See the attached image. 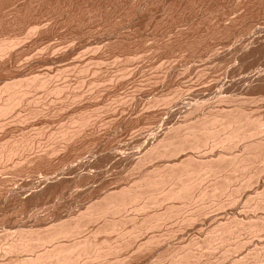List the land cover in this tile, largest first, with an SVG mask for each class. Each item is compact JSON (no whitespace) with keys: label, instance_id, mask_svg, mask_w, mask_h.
I'll use <instances>...</instances> for the list:
<instances>
[{"label":"rangeland","instance_id":"rangeland-1","mask_svg":"<svg viewBox=\"0 0 264 264\" xmlns=\"http://www.w3.org/2000/svg\"><path fill=\"white\" fill-rule=\"evenodd\" d=\"M0 41V46L5 43L2 47L8 46L9 42L13 43H9V45L12 44V46L10 45L11 51L6 49V52H2L4 56L0 55V92L7 85L15 82L23 84V88L24 86L28 88L26 85L29 82V88L26 89L28 92L25 90L27 94L22 98L19 104L20 108L16 106L15 111L12 110L13 112H10L5 118H0V129L2 130V133L0 132V149L2 148L0 150L1 245L5 244L6 246L16 236V233L18 234L19 230L24 229V226L29 227L28 230L36 229L34 231L37 232V229H41V233H45L43 231L47 232L54 224L68 222L71 218H76L77 215L84 213L92 203L99 202L107 192L118 191V189L126 187L128 183L130 184L128 186H131L144 172H150V169L152 171L155 166L168 163L166 160L165 162L156 160L154 164L150 162L138 169L130 162L143 154L146 146L154 139L153 136L156 139V136L162 135L175 122L178 124L184 122L186 125L191 120V124L193 121H197L201 114L226 110L227 112L229 110L236 111L237 108V110H243L246 114L252 115L251 117L262 118L264 125V78H261L264 75V0H0ZM58 72L59 74H57ZM259 77L262 80L256 81ZM49 78L52 80L50 81ZM24 80L25 82H23ZM43 80H46L45 84ZM81 82L85 84L82 86ZM33 83H35L34 86H32ZM21 85L19 84L18 87ZM56 88L57 92H55ZM58 94L59 96H57ZM3 95V99L8 97L6 93ZM37 97L39 99H36ZM189 97L191 98L189 99ZM233 106L237 107L233 109ZM196 107L200 111H195ZM191 108V111L194 110L192 113H190ZM84 118L88 119V123ZM258 134L260 135L258 138L256 135L255 140H260L262 137L264 139V132ZM31 138L33 139L31 140ZM61 140L62 142H60ZM30 142H33L32 146ZM243 145L240 143L236 147H232L231 151L213 150L215 153L209 152V147H207V150L200 151V155L215 154L214 156H216V153L219 154L221 151L220 153H227L225 155L227 158H231L234 156L232 153L237 156L242 154ZM8 149L10 151L16 149V153L14 152L16 155H9ZM229 153L230 155H228ZM4 154L7 156L4 157ZM8 155L11 156V159L8 158ZM263 163L256 162V165L254 164L255 167H253L257 171H255L257 173V177L254 178L255 182L252 179L249 187H242L239 189V193L236 188L247 180L248 172L246 174L239 173L240 176L235 174L238 179L234 180L238 182V185L235 184L236 181L232 180L230 187V189L236 190L235 193L232 191L234 195L223 194L214 203L209 200L204 201V204L195 200L188 204L184 203L185 205L179 201L175 202L173 206L176 205L177 207L174 206V208L177 209L173 210L177 217H172L171 220L163 223V227L152 229L149 232L142 230L143 232L141 231L142 233L139 234V230L138 233L134 231L136 235L139 234L138 236L133 232V234L130 232L132 237H129L130 233H127L128 237L126 233L123 237L121 236V231H130L131 222L121 226L118 232L102 233L104 237L100 234L101 232L98 233L99 235L94 232L99 225L100 227L103 225L102 221L90 223V226L87 224L84 230L88 231L83 230L76 237H89L91 233H94L97 238L92 236L98 242L107 239L112 243L116 241L118 243L126 239L129 243L125 244L127 249L123 248L125 250L122 251V249L121 253L119 251L115 256L120 259L118 263L114 261L116 258L113 257L115 255L113 254L106 256V260L102 258L104 263L101 259V261H91L86 258L80 264H100L101 262V264H105L113 261L115 264H168L174 258L170 256H175V254H171L172 250L177 252L179 247H184L192 242H199L200 247H203L202 249L200 247L193 249L192 246L189 250L202 254L201 260L195 262L197 264H236L238 262H240L238 264H264V228H262L264 208H262L263 211L261 209L253 210L258 202H256L255 194L261 193L264 189ZM258 164L261 166L259 167ZM253 167L250 169L251 172L255 170ZM131 172L132 174H130ZM258 173L260 174L258 175ZM258 178L260 180H256ZM45 179L48 180L46 185L41 182ZM211 181L207 180L204 185L208 187ZM204 185L202 184L200 188H205ZM38 195L40 198L37 197ZM252 195L255 196L252 197ZM32 198L36 200L35 204ZM262 199L264 200V198ZM28 200H31L33 204L28 205ZM231 200L233 202H230ZM257 200L260 199L257 198ZM195 203L200 205L195 206ZM228 203L232 206L230 207ZM201 204L205 207H201ZM166 206H169V203H164L161 208L159 205L156 206L157 208H149L150 211L145 210L140 213L130 208L122 213L121 218L124 216L128 219L130 216V218H135L136 222H140L145 215H152L158 211L163 212ZM199 207L203 208L200 210L201 213L199 212L202 215L197 213ZM248 211H250L249 214ZM133 212L135 214L132 216ZM185 212L188 214L185 215ZM191 213L198 214L199 217L195 216L196 221L190 224L185 221L194 216ZM234 218H237L236 221L239 220V223L244 221L239 224ZM224 221L238 223V226L235 224L237 227L234 226V223L232 225L241 233L236 231L238 236L234 235V230L231 233L232 236L229 234L231 237L227 238L229 241L225 240L227 235H221L227 243L223 240H220L221 242L216 240L219 243L213 241L210 243L208 239L213 237L210 238L208 232L218 226L217 223L223 224ZM239 225H242L241 227L245 228L243 229L245 231H241L242 228ZM252 225L256 227L255 232L254 229H249V226ZM212 232L214 235L215 233L220 234L215 230L210 231L211 234ZM8 233L11 234L10 237ZM207 233L209 237L206 236ZM252 233L256 235H252ZM6 236L7 239H5ZM100 236L102 237L100 238ZM151 237L158 241L147 243ZM216 237L214 236V238ZM100 239L101 241H99ZM69 240L63 241L69 242ZM213 240L215 241V239ZM205 241L209 243L203 244ZM123 242L125 243V240ZM145 243L146 246L144 245L145 247L141 249V252L139 250V253L137 246ZM244 243L245 245H242ZM187 245L185 246L186 250ZM207 245H210V248ZM185 249L182 248L177 253L185 251ZM256 253L258 256H255ZM27 254L18 256L16 253L8 255L2 253L0 254V264H9L10 260L15 262L19 258L32 256L31 253ZM252 256H255V259ZM231 259H234V262Z\"/></svg>","mask_w":264,"mask_h":264},{"label":"bare ground","instance_id":"bare-ground-1","mask_svg":"<svg viewBox=\"0 0 264 264\" xmlns=\"http://www.w3.org/2000/svg\"><path fill=\"white\" fill-rule=\"evenodd\" d=\"M33 29V28H32ZM37 32V31H36ZM3 35V34H2ZM26 36V35H25ZM24 38V37H23ZM22 38V39H23ZM5 39V38H4ZM21 39V40H22ZM16 40V39H15ZM11 41V40H10ZM13 41V40H12ZM23 41V40H22ZM1 42V41H0ZM3 42V41H2ZM19 43V41H17ZM16 42V43H17ZM264 42V41H263ZM9 43H12V42H9ZM9 48L7 45L3 46L4 44H2L0 46V53L2 52H6V49L7 51H9L11 48H10V45L12 46V44H10ZM22 43V42H21ZM24 43V42H23ZM21 46V45H20ZM9 49V50H8ZM15 49V48H14ZM11 51V50H10ZM0 55H3L0 54ZM4 56V55H3ZM7 57V56H6ZM1 60V59H0ZM9 60V59H7ZM57 61V60H56ZM3 62V61H1ZM89 67V66H88ZM85 69V68H84ZM7 70V69H6ZM59 71V70H58ZM77 72V71H76ZM89 72V71H88ZM94 73V72H93ZM59 74V72L57 73ZM80 74V73H79ZM47 75V74H45ZM64 75V73H63ZM96 75V74H95ZM94 75V76H95ZM31 76V75H30ZM57 76V75H56ZM61 77V75H58V77ZM41 77V76H40ZM45 77V76H44ZM43 77V78H44ZM20 78V77H19ZM261 78L263 79L264 78V75L263 77L261 76ZM259 77V79L257 78L256 81H260L261 79ZM37 79V78H36ZM50 79V78H49ZM58 79V78H57ZM261 79V80H262ZM19 81V79H16ZM31 80V79H30ZM35 80V79H34ZM39 80V79H38ZM48 80V79H47ZM52 80V78L50 79V81ZM81 80V79H80ZM79 80V81H80ZM12 81V80H11ZM10 81V82H11ZM22 81V80H21ZM29 81V80H28ZM27 81V82H28ZM44 81V80H43ZM46 81V80H45ZM45 81H44V84H45ZM54 81V80H53ZM99 81V80H98ZM112 81V79H111ZM15 82V81H14ZM13 82V83H14ZM25 82V80L23 81ZM31 82V81H30ZM83 82V81H82ZM81 82V83H82ZM8 83V81H7ZM12 83V82H11ZM98 83V82H97ZM9 84V83H8ZM15 84H18V83H14V84H11V85H7L1 92H0V118L4 117L6 115H8L10 112H13L12 110H14V108L17 106H19L22 98L27 94L25 93V90L29 88V82L27 83L26 87L28 88H23V84L21 85V83H19L21 86L18 85H15ZM31 84V83H30ZM35 83L32 84V86H34ZM43 84V83H41ZM49 84V83H48ZM74 84V83H73ZM79 84V83H78ZM77 84V85H78ZM85 83H82V86L84 85ZM93 84V83H91ZM40 85V84H39ZM95 85V84H94ZM92 85V86H94ZM49 86V85H48ZM51 86V85H50ZM54 86V85H53ZM67 86V85H66ZM71 86V85H70ZM80 86V85H79ZM227 86V85H226ZM41 87V86H40ZM246 87V86H245ZM3 88V87H2ZM1 88V89H2ZM44 88V87H43ZM48 88V87H46ZM54 88V87H53ZM70 88V87H69ZM68 88V89H69ZM76 88V87H74ZM73 88V89H74ZM226 88V87H225ZM22 89H24L22 91ZM34 89V88H33ZM37 89V88H36ZM39 89V87H38ZM90 89V88H89ZM231 89V88H230ZM30 90V89H29ZM40 90V89H39ZM38 90V91H39ZM43 90V89H42ZM57 92V88L55 89ZM59 90V89H58ZM87 90V89H86ZM85 90V91H86ZM215 90V88H214ZM27 91V90H26ZM61 91V90H60ZM63 91V90H62ZM65 91V89H64ZM68 91V90H67ZM76 91V90H75ZM192 91V90H191ZM220 91V90H219ZM230 90L228 89V92ZM28 92V91H27ZM46 92V91H45ZM80 92V90H79ZM217 92V91H216ZM8 95V97L6 99H3L2 96H4L3 94ZM30 93V92H29ZM35 93V92H34ZM38 93V92H37ZM52 93V92H51ZM54 93V92H53ZM60 93V92H58ZM75 93V92H74ZM181 93V92H180ZM264 93V92H263ZM72 94V93H71ZM80 94V93H79ZM176 94V93H175ZM179 94V92H178ZM188 94V93H186ZM218 94V93H217ZM35 95V94H34ZM47 95V94H45ZM50 95V94H49ZM202 95V93H201ZM30 96V95H29ZM28 96V97H29ZM32 96V95H31ZM54 96V95H53ZM59 96V94L57 95ZM60 96H62V94H60ZM66 96V95H65ZM192 96V95H191ZM195 96V95H194ZM222 96V94H221ZM27 97V96H26ZM25 97V98H26ZM41 98V96H39ZM49 97V96H47ZM52 97V96H50ZM56 97V96H55ZM69 97V96H68ZM73 97V96H72ZM174 97V96H173ZM185 97V96H184ZM196 97V96H195ZM172 98V97H171ZM170 98V99H171ZM191 97H189L190 99ZM199 98V97H198ZM197 98V99H198ZM36 99H39L38 97ZM54 99V98H53ZM168 99V98H167ZM179 99V98H178ZM225 99V98H224ZM33 100V99H32ZM48 100V99H47ZM82 100V99H80ZM158 100V99H157ZM165 100V99H164ZM169 100V99H168ZM175 100V99H174ZM264 100V99H263ZM37 101V100H36ZM41 101V100H39ZM45 101V99H44ZM55 101V100H54ZM65 101V100H64ZM71 101V100H70ZM76 101V100H75ZM78 101V100H77ZM162 101V100H161ZM167 101V100H166ZM173 101V100H172ZM191 101V100H190ZM194 101V100H193ZM256 101V100H255ZM32 102V101H31ZM52 102V101H51ZM62 102V101H61ZM170 102V100H169ZM168 102V103H169ZM182 102V101H181ZM184 102V101H183ZM192 102V101H191ZM222 102V101H221ZM228 102V101H227ZM233 102V101H232ZM235 102V101H234ZM41 103V102H40ZM56 103V102H54ZM71 103V102H70ZM158 103V102H156ZM164 103V102H163ZM167 103V104H168ZM189 103V102H188ZM246 103V102H245ZM30 104V103H29ZM51 104V103H50ZM60 104V103H59ZM162 104V103H161ZM182 104V103H180ZM185 104V102L183 103ZM221 104V103H220ZM227 104V103H226ZM237 104V103H236ZM23 105V104H22ZM153 105V104H152ZM155 105V104H154ZM160 105V104H159ZM222 105V104H221ZM239 105V104H238ZM243 105H244V101H243ZM246 105V104H245ZM27 106V105H26ZM231 106V105H230ZM247 106V105H246ZM198 107V106H197ZM195 109V111H200L199 108ZM217 107V106H216ZM237 107V106H235ZM233 106V109L235 108ZM240 107H241V104H240ZM244 107V106H243ZM20 108V106L18 107ZM37 108V107H36ZM56 108V107H55ZM66 108V107H65ZM225 108V107H224ZM239 108V107H238ZM27 109V108H26ZM52 109V108H51ZM213 109V108H212ZM229 109V108H228ZM240 109V108H239ZM19 110V109H18ZM45 110V108H44ZM192 110V108L190 109V111ZM203 110V109H201ZM207 110V109H206ZM209 110V109H208ZM207 110V111H208ZM222 110V109H221ZM226 110V109H225ZM232 110V109H231ZM245 110V109H244ZM249 110V109H248ZM251 110V109H250ZM15 111V110H14ZM22 111V110H21ZM39 111V110H38ZM67 111V110H66ZM88 111V110H87ZM194 111V110H193ZM193 111H191L190 113H192ZM210 111V110H209ZM220 111V110H219ZM254 111V110H253ZM41 112V111H40ZM57 112V111H56ZM75 112V111H74ZM203 112V111H202ZM211 112V111H210ZM27 113V112H26ZM35 113V112H34ZM93 113V112H92ZM95 113V112H94ZM170 113H173L170 111ZM195 113V112H194ZM205 113V111H204ZM258 113V112H257ZM38 114V113H37ZM200 114V112H199ZM253 114V112H252ZM36 115V114H35ZM58 115V114H56ZM76 115V113H75ZM74 115V116H75ZM190 115V114H189ZM260 115V114H259ZM18 116V115H17ZM32 116V115H31ZM41 116V115H40ZM84 116V115H83ZM99 116V115H98ZM170 116V115H169ZM172 116V114H171ZM199 116V115H197ZM196 116V117H197ZM252 115H249V114H246V112H244L243 110H237L236 108V111H230L227 112L226 111H221V112H212V113H209V114H201V117H198V120L196 121H193L191 124V120L189 121V123H187L186 125H184V122L182 124H178V122H175V124L173 126H171V128H168V130L166 132H164L162 135L160 134L158 137L156 136V139H155V136L152 142H149V145L146 146V148L144 149V152L141 156H138L137 158H134L132 160V162H130L131 164H133L136 168L139 169V167H142L143 165L147 164V163H152L154 164V161L156 162V160H162L165 162V160L168 162V163H164L163 165L160 164V165H157V166H153L154 169L151 171L150 169V172L149 171H146L144 172V174H141L140 177L138 178V181L136 180L135 183H132L131 186H127L124 187V188H121L120 190L118 189L115 190V191H111L110 193H106V195L102 196L103 198L99 201V202H95V203H92L91 205L88 206V208H86L85 212L80 215H77L76 218L73 217V219L71 218V220H69L68 222L67 221H63V222H60L58 224H54L53 226L50 227V230L46 229V231H43L45 233H41V229L38 230L37 229V232L32 230V229H29L26 228L24 226V229H21L18 231V234L16 233V236H14L10 242L5 246V244L1 245L0 243V254L4 253V255H8V254H12V253H16L18 254V256L20 254H26L28 253L27 255H29V253H31V257H26V258H19L17 259L15 262L9 261V264H80L82 263L81 261H85L84 259H91L94 260V261H101L102 258L105 259L106 256H109V255H113V257H115L118 252L120 251L121 253V250L123 248L126 247L127 242L128 240L124 239L125 240V243L123 242L124 240H122L121 242H118L116 243H112L110 242V240H107L104 238H102L104 241H101V239L99 241L101 242H98L95 240V237L97 235H99L98 233H100L102 235V233H105L107 234L108 232L109 233H114L115 231H119L120 227L123 225L125 226V224L127 222H130L132 223V226H131V229L130 231L128 230H123V232L121 231V236L123 237L124 234L126 233V236L128 237V234L131 232H133L135 234L138 233L137 231L139 230V234L140 232L143 230H146L145 232H149V231H152V229H157V228H161V226L163 227L164 226V222L165 221H169L171 220V218L175 217L177 214L175 212L174 214V210L173 209H177V208H174V205L173 206V203L175 204V202H182L183 204L184 203H187L188 202H192V201H198L199 203H203L204 201H213V203L215 202V200L222 196L223 194H226V193H231V196L234 195V193L236 192V190L234 189H230V187L232 186V180H234L237 175L235 174H238L240 176V174L248 172V175H246V181L243 182V185L240 184L239 187H237V192L239 191V189H241L242 187H249V184L252 183V181L254 180L256 176V169L254 168V164L256 165V162H259L261 164V162L263 163L264 162V139H258V140H255L256 138V135H257V138L260 134L258 133H262L264 132V125L262 123V120L260 118H255L254 117H251ZM36 117V116H35ZM85 117V116H84ZM87 117V116H86ZM259 117V116H258ZM10 118V117H9ZM8 118V119H9ZM33 118V117H32ZM14 119V118H13ZM17 118H15L14 120H16ZM53 119V118H52ZM68 119V118H67ZM85 119V118H84ZM197 119V118H195ZM13 120V121H14ZM21 120V119H20ZM34 120V119H33ZM40 120V119H39ZM46 120V119H44ZM86 120V119H85ZM88 120V119H87ZM86 120V122H87ZM22 121V120H21ZM51 121V120H50ZM79 121V120H78ZM90 121V120H89ZM11 122V121H10ZM35 122V121H34ZM59 122V121H58ZM82 122V121H81ZM85 122V121H83ZM92 122V121H91ZM75 123V122H74ZM88 123V122H87ZM87 123H83V124H87ZM177 123V124H176ZM4 124V123H3ZM21 124V123H20ZM64 124V123H63ZM82 124V125H83ZM73 125V124H72ZM25 126V125H24ZM29 126V125H28ZM84 126V125H83ZM81 126V127H83ZM94 126V125H93ZM5 127V126H4ZM10 127V126H8ZM21 127V125H20ZM43 127V126H42ZM72 127V126H71ZM75 127V126H74ZM80 127V126H79ZM3 128V127H1ZM7 128V127H5ZM37 128V127H36ZM50 128V127H49ZM14 129V128H13ZM60 129V128H58ZM81 129V128H80ZM84 129V128H83ZM69 130V129H68ZM4 131V130H3ZM84 131V130H83ZM0 132L2 133V130L0 129ZM45 132V131H44ZM58 132V131H57ZM60 132V131H59ZM72 132V131H71ZM91 132V131H90ZM46 133V132H45ZM64 133V132H63ZM66 133V131H65ZM64 133V134H65ZM73 133V132H72ZM35 134H37L35 132ZM49 134V133H48ZM75 134H80V133H75ZM53 135V134H52ZM51 135V137H52ZM60 135V133H59ZM11 136V135H10ZM29 136V135H28ZM34 136V135H33ZM50 136V135H49ZM26 137V136H24ZM37 137V136H36ZM57 137L58 134H57ZM61 137V136H60ZM67 137V135H66ZM7 138V137H6ZM38 138V137H37ZM254 138V139H253ZM260 138V137H259ZM33 138H31L32 140ZM60 139V138H59ZM71 139V138H70ZM73 139V138H72ZM11 140V139H10ZM18 140V139H17ZM22 140V138H21ZM42 140V139H41ZM7 141V140H6ZM12 141V140H11ZM52 141V140H51ZM13 142V141H12ZM21 142V141H19ZM27 142V141H26ZM25 142V143H26ZM34 142V141H33ZM32 142V143H33ZM56 142V140H55ZM62 142V140L60 141ZM66 142V141H65ZM22 143V142H21ZM31 143V142H30ZM32 143H31V146H32ZM43 143V142H42ZM48 143V142H47ZM72 143V142H71ZM244 144L243 145V150H242V154L238 156L234 153H232L234 156H232L231 154V158H227L225 155L227 154H223V153H216L217 155L214 156V155H200V151L202 149H206L207 150V147H209V152H214L213 150H216V149H221L223 150V152L225 150H232L231 148L232 147H236L238 144ZM13 144V143H11ZM19 144V143H18ZM8 145V144H6ZM17 145V144H16ZM15 145V146H16ZM61 145V144H60ZM3 146V145H2ZM5 146V144H4ZM34 146V144H33ZM47 146V145H45ZM26 147V146H25ZM50 147V146H49ZM60 147V146H59ZM239 147V146H238ZM242 147V146H241ZM240 147V148H241ZM4 148V147H3ZM7 148V147H6ZM5 148V149H6ZM14 148V147H13ZM17 148V147H16ZM39 148V146H38ZM51 148V147H50ZM53 148V146H52ZM2 149V148H1ZM0 149V150H1ZM18 149V148H17ZM23 149V148H22ZM69 149V148H68ZM211 149V150H210ZM237 149V148H236ZM9 150V149H8ZM16 151V149H14ZM15 151H10L9 150V155L13 154V155H16L14 154ZM49 151V150H48ZM58 151V150H57ZM235 151V150H234ZM3 152V151H2ZM28 152V151H27ZM202 152V151H201ZM218 152V151H217ZM233 152V151H232ZM238 152V151H236ZM16 153V152H15ZM25 153V152H24ZM35 153V152H34ZM47 153V152H46ZM53 153H55L53 151ZM57 153V152H56ZM61 153V152H60ZM215 153V152H214ZM18 154V152H17ZM37 154V153H36ZM43 154V153H42ZM202 154V153H201ZM207 154V153H206ZM210 154V153H209ZM8 155V158H10L11 156ZM21 155V153H20ZM56 155V154H55ZM59 155V154H58ZM230 155V153L228 154ZM236 155V156H235ZM7 156L6 154H4V157ZM18 156V155H17ZM54 156V155H53ZM184 156V157H183ZM23 157V156H22ZM21 157V158H22ZM32 157V156H31ZM3 158V156H2ZM1 158V159H2ZM7 158V159H8ZM34 158V157H33ZM48 158V157H47ZM97 158V157H96ZM11 159V158H10ZM46 159V158H45ZM74 159V158H73ZM5 160V159H3ZM2 160V161H3ZM20 160V159H19ZM28 160V159H27ZM49 160V159H48ZM103 160V159H102ZM170 160V162H169ZM1 161V160H0ZM11 161V160H10ZM9 161V163H10ZM13 161V160H12ZM35 161V160H34ZM27 162V161H26ZM8 163V164H9ZM41 163V162H40ZM83 163V162H82ZM2 164V163H1ZM24 164V163H23ZM31 164V163H30ZM34 164V163H33ZM32 164V165H33ZM65 164V163H63ZM151 164V165H152ZM264 164V163H263ZM12 165V164H11ZM26 165V164H25ZM62 165V164H61ZM71 165V164H70ZM130 165V164H129ZM150 165V166H151ZM18 166V164H17ZM60 166V165H59ZM148 166V165H147ZM254 166V167H253ZM259 166V164H258ZM261 166V165H260ZM259 166V167H260ZM3 167V166H2ZM79 167V166H78ZM149 167V166H148ZM252 167L255 169L254 172H251L250 169H252ZM6 168V167H5ZM19 168V166H18ZM48 168V167H47ZM147 168V167H146ZM152 168V167H151ZM257 168V167H256ZM68 169V168H67ZM87 169V168H86ZM5 170V169H4ZM62 170V169H61ZM134 170V169H133ZM145 170V168H144ZM16 171V170H15ZM30 171V170H29ZM256 171V172H255ZM262 171V169H261ZM260 171V173H261ZM6 172V170H5ZM4 172V173H5ZM259 172V170H258ZM264 172V171H263ZM3 173V172H2ZM14 173V172H13ZM19 173V172H18ZM42 173V172H41ZM56 173V172H55ZM72 173V172H71ZM140 173V172H139ZM240 173V174H239ZM258 173V175L260 174ZM30 174V173H29ZM60 174V173H59ZM132 174V172L130 173ZM263 174V173H262ZM20 175V174H19ZM2 176V175H1ZM245 176V175H244ZM261 176V175H260ZM14 177V176H13ZM22 177V176H21ZM25 177V176H24ZM2 178V177H1ZM29 178V177H28ZM61 178V177H60ZM75 179V178H74ZM131 179V178H130ZM238 179V178H236ZM253 179V180H252ZM9 180V179H8ZM78 180V179H76ZM207 180H212L211 183L208 184V187L205 186L204 182H206ZM252 180V181H251ZM256 180H260L259 178L256 179ZM236 181V180H234ZM239 181V180H238ZM43 184H47L48 183V180L45 179V180H42L41 181ZM209 182V181H208ZM241 182V181H239ZM255 182V180H254ZM10 183V182H9ZM50 183V182H49ZM56 183V182H55ZM131 183V182H130ZM237 183L238 185V182L236 181L235 184ZM257 183V182H256ZM264 183V182H263ZM57 184V183H56ZM73 184V183H72ZM71 184V185H72ZM204 185L205 188H200L201 185ZM233 183V185H235ZM7 185V184H5ZM130 185V184H129ZM236 186V185H235ZM251 186V185H250ZM43 187V186H42ZM50 187V186H49ZM24 188V187H23ZM29 188V187H28ZM59 188V187H58ZM253 188V187H252ZM263 188H264V184H263ZM1 189V188H0ZM10 189V188H9ZM22 189V188H21ZM45 189V188H44ZM259 189V188H258ZM19 190V189H18ZM230 190V192H229ZM244 190V189H243ZM234 191V193L232 192ZM241 191V190H240ZM252 191V190H251ZM245 192V191H244ZM4 193V192H3ZM38 193V192H37ZM239 193V192H238ZM241 193V192H240ZM237 194V193H236ZM243 194V193H242ZM254 194V193H253ZM27 195V194H26ZM35 195V194H34ZM257 198H259L260 200H257L256 198V202L260 201L259 203L257 202L256 206L254 207L255 209L253 210H262V208H264V200L262 198H264V189L261 191V193H256L255 194ZM254 195V196H255ZM28 196V195H27ZM32 196V195H31ZM230 196V197H231ZM252 195V197H254ZM39 197V195L37 196ZM37 197H35V199H37ZM42 197V196H41ZM247 197V196H245ZM251 197V198H252ZM34 198V197H33ZM32 198V200H33ZM40 198V197H39ZM241 198V197H240ZM231 199V198H230ZM39 200V199H38ZM94 200V199H93ZM219 200V198H218ZM235 200V199H233ZM247 200H251V199H247ZM255 200V199H254ZM29 201V200H28ZM31 201V200H30ZM30 201L28 202V205H32V201L30 203ZM35 201V202H34ZM206 201V202H207ZM237 201V200H236ZM245 201V200H244ZM253 201V200H251ZM262 201V202H261ZM27 202V201H26ZM25 202V204H26ZM34 204L36 203V200H33ZM230 202H233L232 200ZM254 202V201H253ZM255 202V203H256ZM164 203H169V206H166L165 209H163L164 211L163 212H155L153 213L152 215H145V217L143 218L142 221H138L136 222L133 218H124V216L121 218V215L122 213H125L126 211H128V209L132 208L134 209L135 211L137 212H142V211H145V210H149V208L151 207H156V206H159L160 205V208H161V205H163ZM171 203V205H170ZM205 203V202H204ZM203 203V204H204ZM218 203V202H217ZM236 203V202H235ZM240 203V202H239ZM248 203V202H247ZM250 203V202H249ZM196 204V203H195ZM212 204V203H211ZM229 204V203H228ZM233 204V203H232ZM238 204V203H236ZM1 205V204H0ZM185 205V204H184ZM191 205H194V203ZM200 205V204H199ZM199 205H195V206H199ZM210 205V204H208ZM217 205V204H215ZM230 205V204H229ZM228 205V206H229ZM247 205V204H246ZM245 205V206H246ZM250 205V204H249ZM255 205V204H254ZM65 206V205H64ZM187 206V207H186ZM185 207L188 208V205H186ZM190 206V204H189ZM204 206V205H203ZM202 204H201V207H203ZM212 206V205H211ZM214 206V205H213ZM226 206V205H225ZM232 205H230L231 207ZM237 206V205H236ZM243 206V205H242ZM251 206V205H250ZM248 206V207H250ZM48 207V206H47ZM177 207V206H176ZM205 207V206H204ZM203 207V208H204ZM208 207V206H207ZM238 207V206H237ZM240 207V206H239ZM244 207V206H243ZM247 207V208H248ZM251 207V208H253ZM17 208V207H16ZM24 208V207H23ZM29 208V207H28ZM157 208V207H156ZM160 208H158V210H160ZM182 208V206H181ZM203 208H200L199 207V211L197 212L199 214L200 210H202ZM217 208V207H216ZM60 209V208H59ZM71 209V208H70ZM131 209V210H132ZM154 209V208H152ZM151 209V210H152ZM206 209V208H205ZM180 210V209H179ZM178 210V211H179ZM188 210V209H187ZM198 210V209H197ZM228 210V209H227ZM245 210V209H244ZM249 210V209H248ZM17 211V210H16ZM32 211V210H31ZM83 211V210H82ZM150 211V210H149ZM154 211V210H153ZM185 211V210H184ZM213 211V210H212ZM252 211V210H251ZM257 211V210H256ZM263 211V210H262ZM30 212V211H29ZM70 212V211H69ZM131 212V211H129ZM191 212V211H190ZM244 212V211H243ZM250 211H248V214H249ZM41 213V212H40ZM144 213V212H143ZM178 213V212H177ZM180 213V212H179ZM182 213V212H181ZM194 213V212H193ZM191 213V214H193ZM201 213V212H200ZM205 213V212H203ZM208 213V212H207ZM254 213V212H253ZM252 213V214H253ZM258 213V212H257ZM255 213V214H257ZM17 214V213H16ZM38 214V213H37ZM74 214V213H73ZM79 214V213H77ZM132 214V213H131ZM135 213L133 212L132 216L134 215ZM184 214V213H183ZM188 214V213H187ZM186 212H185V215H187ZM196 214V213H195ZM194 215V216H191L189 219H187L186 217V221L185 222H193V221H196V217L198 218L199 215H202V214H199V215ZM231 214V213H230ZM241 214V213H240ZM262 214V213H261ZM49 215V214H48ZM125 215V214H124ZM184 215V216H185ZM217 215V214H216ZM247 215V214H246ZM254 215V214H253ZM30 216V215H29ZM67 216V215H66ZM120 216V217H119ZM128 216V215H127ZM140 216H143L140 214ZM183 216V217H184ZM196 216V217H195ZM213 216V215H212ZM230 216V215H229ZM245 216V214H244ZM16 217V216H14ZM58 217V216H57ZM126 217V216H125ZM177 217V216H176ZM195 217V218H194ZM209 217V216H208ZM217 217V216H216ZM236 217V216H235ZM251 217V216H250ZM10 218V217H9ZM37 218V217H36ZM137 218V217H136ZM242 218V217H241ZM262 218V217H261ZM60 219V218H59ZM69 219V218H68ZM139 219V218H138ZM203 219V218H202ZM205 219V218H204ZM211 219V218H210ZM237 219V218H236ZM236 219L234 218V220L236 221ZM2 220V219H1ZM19 220V219H18ZM25 220V219H24ZM141 220V219H140ZM174 220V219H172ZM207 220V219H205ZM215 220V219H214ZM218 220V219H217ZM232 219V221H234ZM257 220V219H256ZM261 220V219H260ZM3 221V220H2ZM58 221V219H57ZM103 222L100 227L96 228V230L94 231V233L92 234L91 233V236L92 238H90L91 236H87V237H84V238H81V236L78 238L76 237L77 235L81 234L84 230V228L87 226V224L89 225L90 223H96V222ZM177 221V220H176ZM232 221H228L227 223L224 221V223L222 224H218V226L214 227L215 228H212L210 229V231H214L215 232H219L220 234H216L215 235L213 234L214 232H212V234L216 237L214 238V236L210 233V231L207 233V237L210 236L213 237L212 239H208V241L211 243L212 241L215 243H219L218 241L220 240H223V241H227L229 239V237L232 236V232L235 230V232L233 233L234 235L236 234V228L239 223V220L236 221L238 222L236 224V222H232ZM244 221V220H242ZM242 221H240L241 223L239 224H242ZM21 222V221H20ZM34 222V221H33ZM46 222V221H45ZM178 222V221H177ZM230 222V223H229ZM232 222V223H231ZM54 223V222H53ZM52 223V224H53ZM166 223V222H165ZM181 223V222H180ZM201 223V222H200ZM234 223V226L232 225ZM246 223V222H245ZM264 223V222H263ZM21 224V223H20ZM163 224V225H162ZM168 224V223H167ZM175 224V223H174ZM185 224V223H184ZM194 224V223H193ZM206 224V223H205ZM216 224V225H217ZM237 226H236V225ZM244 224V223H243ZM28 225V224H26ZM39 225V224H38ZM172 225V224H171ZM176 225V224H175ZM259 225V224H258ZM19 226V225H18ZM90 226V225H89ZM98 226V225H97ZM128 226V225H127ZM240 227L242 225H239ZM244 227H246L245 225H243ZM256 226V225H255ZM12 227V226H11ZM94 227V226H93ZM129 227V226H128ZM170 227V226H169ZM175 227V226H174ZM14 228V227H13ZM37 228V227H36ZM39 228V227H38ZM182 228V227H181ZM185 228V227H184ZM190 228V227H189ZM197 228V227H196ZM235 228V229H234ZM239 228V227H238ZM237 228V229H238ZM242 228V227H241ZM251 228V230L254 229V232L256 230V227H254L253 225L250 227L249 226V229ZM260 228V227H259ZM264 228V225L263 227ZM11 229V228H10ZM88 229V228H86ZM188 229V228H187ZM207 229V228H206ZM214 229V230H213ZM245 229V228H242L241 231ZM258 229V228H257ZM91 230V229H89ZM164 230V229H163ZM179 230V229H178ZM200 230V228H199ZM240 230V229H239ZM247 230V229H246ZM9 231V230H8ZM7 231V232H8ZM11 231V230H10ZM14 231V230H12ZM17 231V230H16ZM15 231V232H16ZM40 233H39V232ZM85 231V230H84ZM88 231V230H87ZM85 231V232H87ZM135 231V232H134ZM142 231V232H143ZM202 231H204V229H202ZM245 231V230H243ZM250 231V230H249ZM258 231V230H257ZM141 232V233H142ZM171 232V231H170ZM181 232V231H180ZM185 232V231H184ZM240 232V231H238ZM237 232V234H238ZM252 232V231H251ZM250 232V233H251ZM128 233V234H127ZM129 234V237L131 236L132 237V234ZM241 233V232H240ZM258 233V232H257ZM14 234V233H12ZM90 234V232H89ZM88 234V235H89ZM139 234H135L136 236H138ZM150 234V233H149ZM178 234V233H177ZM182 234V233H181ZM231 234V236L229 235ZM236 234V235H237ZM243 234V233H242ZM255 234V233H252V235ZM262 234V233H261ZM260 234V235H261ZM6 235V234H5ZM4 235V236H5ZM11 235L8 233V236ZM83 235V234H82ZM85 235V234H84ZM104 235V234H103ZM102 235V236H103ZM147 235V234H146ZM160 235V234H159ZM176 235V234H175ZM209 235V236H208ZM225 236V240L222 238V236ZM256 235V234H255ZM100 236V238L102 237ZM118 236V235H117ZM120 236V235H119ZM134 236V235H133ZM135 236V238H136ZM143 236V235H142ZM151 236V235H150ZM149 236V237H150ZM157 236V235H156ZM204 236V235H203ZM221 236V237H220ZM238 236V235H237ZM10 237V236H9ZM12 237V236H11ZM104 237V236H103ZM112 237V235H111ZM192 237V236H191ZM199 237V236H198ZM241 237V236H240ZM246 237V235H245ZM254 237V236H253ZM97 238V237H96ZM107 238V237H106ZM110 238V237H109ZM116 238V236H115ZM114 238V239H115ZM190 238V237H189ZM194 238V237H193ZM192 238V239H193ZM197 238V237H196ZM218 238V239H217ZM228 238V239H227ZM7 239V236L6 238ZM69 239H72L71 241ZM123 239V238H122ZM137 239V238H136ZM155 239V240H154ZM161 239V238H160ZM166 239V238H165ZM174 239V238H173ZM195 239V238H194ZM207 238L205 237V240ZM215 239V241L213 240ZM241 239V238H240ZM243 239V238H242ZM255 239V238H254ZM65 240H69V242H64ZM121 240V239H119ZM133 240V238H132ZM138 240V239H137ZM157 239L156 238H149L147 240V243L150 241V242H154L156 241ZM171 240V239H170ZM176 240V239H175ZM218 240V241H216ZM239 240V239H238ZM245 240V239H244ZM248 240V239H247ZM252 240V239H251ZM259 240V239H258ZM4 241V240H3ZM135 241V239H134ZM158 241V240H157ZM162 241V240H161ZM174 241V240H173ZM192 241V240H191ZM198 241V240H197ZM204 242L203 244H207L209 242ZM225 241V242H226ZM229 241V240H228ZM240 241V240H239ZM260 241V240H259ZM264 241V240H263ZM127 242V243H126ZM136 242V241H135ZM178 242V241H177ZM189 242V241H188ZM202 242V241H201ZM221 242V241H220ZM6 243V242H5ZM159 243V242H158ZM175 243V242H174ZM186 243V242H185ZM199 243V242H198ZM197 242H192V243H189V245L191 244V247L188 246L187 250L185 249V246L184 247H179V249L177 250V252L183 248L185 249L182 250V252H179L177 253L175 250L173 251L172 250V253L171 254H175V256H170V257H174L173 260L171 259V262L168 264H191L192 262H194L193 264H197L195 262L201 260L202 258V254L201 253H197L195 251H189L190 248H192L193 246V249H195L196 247L199 249L200 247V243L198 244ZM224 243V242H223ZM227 243V242H226ZM246 243V242H245ZM242 244V245H245ZM251 243V242H250ZM261 243V242H260ZM126 244V245H125ZM131 244H132V241H131ZM156 244V243H155ZM154 244V245H155ZM162 244V243H160ZM169 244V243H168ZM167 244V245H168ZM238 244V243H237ZM259 244V242H258ZM130 245V244H129ZM146 246V243L145 244H142V245H139L137 246V250L139 252H141V249H143V247ZM166 245V244H165ZM171 245V244H170ZM173 245V244H172ZM176 245V244H175ZM215 245V244H214ZM222 245V244H221ZM220 245V246H221ZM224 245V244H223ZM234 245V243H233ZM238 245H241L240 243ZM135 246V245H134ZM209 246L210 248V245H207ZM212 246H213V243H212ZM211 246V247H212ZM216 246V245H215ZM237 246V245H236ZM6 247V248H5ZM151 247V246H150ZM149 247V248H150ZM155 247V246H154ZM159 247V246H158ZM206 247V246H205ZM218 247V246H217ZM222 247V246H221ZM220 247V248H221ZM226 247V246H225ZM235 247V246H234ZM5 248V249H3ZM128 247H126L127 249ZM162 248V247H161ZM167 248V247H166ZM196 248V249H197ZM201 249L203 247H200ZM215 248V247H214ZM264 248V247H263ZM38 249H41L40 251ZM130 249V248H129ZM157 249V248H156ZM212 249V248H211ZM241 249V248H240ZM245 249V248H244ZM251 249V248H250ZM38 250V252H36ZM125 249H123L122 251H124ZM168 250V249H167ZM192 250V249H191ZM221 250V249H220ZM234 250V248H233ZM236 250V249H235ZM243 250V249H241ZM256 250H257V247H256ZM259 250V249H258ZM127 251V250H126ZM133 251V250H132ZM151 251V250H150ZM198 251H203V250H198ZM210 251V250H209ZM239 251V250H238ZM250 251V250H249ZM261 251V250H260ZM2 252V253H1ZM139 252V253H140ZM155 252V251H154ZM176 252V253H174ZM195 252V253H194ZM227 253L229 252L226 251ZM231 252V251H230ZM234 252V251H233ZM256 252V251H255ZM263 252V251H261ZM33 253V254H32ZM125 253V252H124ZM205 253V252H204ZM208 253V252H207ZM206 253V254H207ZM213 253V252H212ZM215 253V252H214ZM225 253V252H223ZM222 253V254H223ZM237 253V252H236ZM239 253V252H238ZM246 253V252H245ZM250 253V252H249ZM252 253V252H251ZM133 254V253H132ZM216 254V253H215ZM231 254V253H230ZM235 254V253H234ZM15 255V254H14ZM120 255V254H119ZM140 255V254H139ZM155 255V254H154ZM227 255V254H226ZM229 255V254H228ZM236 255V254H235ZM249 255V254H248ZM252 255V254H251ZM17 256V255H16ZM17 256V257H18ZM26 256V255H25ZM158 256V255H156ZM246 256V255H245ZM255 256H258V254L256 253ZM255 256L253 257V259H255ZM4 257V256H3ZM13 257V256H12ZM21 257V256H20ZM112 257V256H111ZM132 257V256H131ZM136 257V256H135ZM152 257V256H151ZM210 257V256H209ZM218 257V256H217ZM223 257V256H222ZM251 257V258H252ZM116 258V259H115ZM114 261L118 263V261L120 262V259L119 257H115ZM139 258V257H138ZM169 258V257H168ZM219 258V257H218ZM228 258V257H226ZM231 258V257H230ZM260 258V257H259ZM258 258V259H259ZM5 259V258H4ZM11 259V258H9ZM8 259V260H9ZM14 259V258H13ZM101 259V260H100ZM110 259V258H109ZM140 259V258H139ZM147 259V258H146ZM170 259V258H169ZM168 259V260H169ZM204 259V258H203ZM209 259V258H207ZM217 259V258H216ZM224 259V258H223ZM262 259V258H261ZM264 259V258H263ZM262 259V260H263ZM1 260V259H0ZM8 260L6 261V263L8 262ZM106 260V259H105ZM166 260V259H165ZM211 260V259H210ZM232 260V259H231ZM246 260V259H245ZM98 261V262H99ZM108 261V260H107ZM113 261V259H112ZM111 262V263H105V264H115V262ZM144 261V260H143ZM151 261V260H150ZM167 261V260H166ZM170 261V260H169ZM228 261V260H227ZM234 262V259L232 260ZM231 261V262H232ZM236 261V260H235ZM252 261V260H251ZM1 262V261H0ZM103 262V260H102ZM101 262V263H102ZM222 262V261H221ZM229 262V261H228ZM238 262V261H236ZM3 263V262H2ZM97 263V262H96ZM100 263V264H101ZM104 263V262H103ZM116 263V264H117ZM152 263V262H151ZM218 263V262H217ZM220 263V262H219ZM240 263V262H238ZM236 263V264H238ZM244 263V262H242ZM255 263V262H254ZM4 264V263H3ZM92 264V263H91ZM164 264V263H163ZM199 264V263H198ZM253 264V263H252ZM260 264V263H259Z\"/></svg>","mask_w":264,"mask_h":264}]
</instances>
